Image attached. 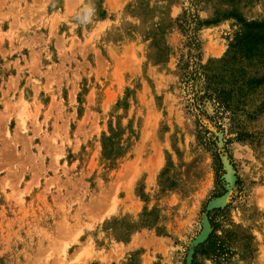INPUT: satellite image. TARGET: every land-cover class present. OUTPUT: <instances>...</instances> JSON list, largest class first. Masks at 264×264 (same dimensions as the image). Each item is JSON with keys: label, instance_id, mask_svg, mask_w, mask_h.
Here are the masks:
<instances>
[{"label": "rangeland", "instance_id": "374dc122", "mask_svg": "<svg viewBox=\"0 0 264 264\" xmlns=\"http://www.w3.org/2000/svg\"><path fill=\"white\" fill-rule=\"evenodd\" d=\"M0 264H264V0H0Z\"/></svg>", "mask_w": 264, "mask_h": 264}, {"label": "trees", "instance_id": "16d2710c", "mask_svg": "<svg viewBox=\"0 0 264 264\" xmlns=\"http://www.w3.org/2000/svg\"><path fill=\"white\" fill-rule=\"evenodd\" d=\"M246 35H248V32L246 33H243V34H241V35H238V38H237V40H239V39H242V38H245V36ZM195 72H197V75L199 74V75H206L207 77H208V75L206 74V72H204V71H200V72H198L197 70L195 71ZM203 85V87L205 88V94H204V96H206L209 92H210V90L212 89V84L211 83H205L204 82V84H202ZM219 160V159H218Z\"/></svg>", "mask_w": 264, "mask_h": 264}]
</instances>
